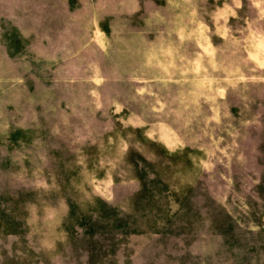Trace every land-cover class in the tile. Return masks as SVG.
Masks as SVG:
<instances>
[{"label":"rangeland","instance_id":"rangeland-1","mask_svg":"<svg viewBox=\"0 0 264 264\" xmlns=\"http://www.w3.org/2000/svg\"><path fill=\"white\" fill-rule=\"evenodd\" d=\"M0 264H264V0H0Z\"/></svg>","mask_w":264,"mask_h":264}]
</instances>
